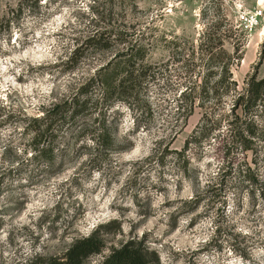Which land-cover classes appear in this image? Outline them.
<instances>
[{"label":"rangeland","instance_id":"1","mask_svg":"<svg viewBox=\"0 0 264 264\" xmlns=\"http://www.w3.org/2000/svg\"><path fill=\"white\" fill-rule=\"evenodd\" d=\"M263 71L264 0H0V264H264Z\"/></svg>","mask_w":264,"mask_h":264},{"label":"trees","instance_id":"2","mask_svg":"<svg viewBox=\"0 0 264 264\" xmlns=\"http://www.w3.org/2000/svg\"><path fill=\"white\" fill-rule=\"evenodd\" d=\"M218 69L223 70L225 76H229L227 62L218 65ZM230 82L235 85L234 81ZM244 92L242 97L246 98L245 102L247 105L254 107L260 103L262 105L264 104V71L261 77L256 78L253 76L249 79ZM48 114L46 113V118L49 116ZM242 123L246 124L237 132L239 137H242L243 131L249 136L253 134L251 130L252 125H254L253 120L251 118H245L242 120ZM228 130L230 131L231 129ZM35 135L37 136L38 134L36 133ZM245 138L248 137L245 136ZM105 227V224H100L90 235L74 240L69 250L65 253V257L68 259L60 264H82L83 260L88 256L98 253L104 246L101 238L103 232H100V230ZM147 254L148 249L143 245L142 241L131 239L113 249L100 264H150L147 259Z\"/></svg>","mask_w":264,"mask_h":264}]
</instances>
